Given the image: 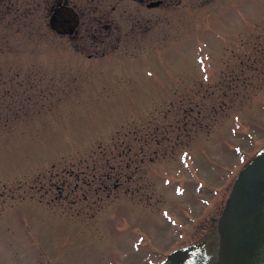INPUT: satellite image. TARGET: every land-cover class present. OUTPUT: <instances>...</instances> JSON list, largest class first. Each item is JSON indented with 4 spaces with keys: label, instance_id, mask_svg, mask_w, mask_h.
Returning a JSON list of instances; mask_svg holds the SVG:
<instances>
[{
    "label": "rangeland",
    "instance_id": "374dc122",
    "mask_svg": "<svg viewBox=\"0 0 264 264\" xmlns=\"http://www.w3.org/2000/svg\"><path fill=\"white\" fill-rule=\"evenodd\" d=\"M151 1L0 0V264H160L215 244L264 147V0ZM61 3L81 15L74 37L49 25ZM121 151L154 156L139 202L77 178ZM130 203L139 227L122 223Z\"/></svg>",
    "mask_w": 264,
    "mask_h": 264
},
{
    "label": "water",
    "instance_id": "95a60500",
    "mask_svg": "<svg viewBox=\"0 0 264 264\" xmlns=\"http://www.w3.org/2000/svg\"><path fill=\"white\" fill-rule=\"evenodd\" d=\"M80 22L75 8L63 3L49 17L60 35H73ZM217 230L216 249L209 251L203 240L172 251L160 264H264V147L239 172Z\"/></svg>",
    "mask_w": 264,
    "mask_h": 264
},
{
    "label": "flooded vegetation",
    "instance_id": "af4514ba",
    "mask_svg": "<svg viewBox=\"0 0 264 264\" xmlns=\"http://www.w3.org/2000/svg\"><path fill=\"white\" fill-rule=\"evenodd\" d=\"M141 1L146 2L147 0H141ZM166 1H172V0H155V2H154V0H152L150 6L151 7L160 6V5H163ZM75 35H76V33L72 36L74 37ZM90 55L92 56L93 54H90ZM131 141H132L133 146L137 145V143H139V142H142L141 143L142 145H146L148 143V139H142V138H133V139H131ZM133 141H134V143H133ZM120 145H123V144H120ZM134 149H135L134 147H129V151H132ZM174 156L175 155H169V158H173ZM102 157H107V158L101 159L99 162L96 161V163H94V162L88 163L86 165V169L80 171L77 174V178H78V180L79 179L82 180V183L84 184L82 187L85 189L86 192L90 191V193H91L92 191H94V193H98V192H100L99 189L103 190V191L111 192V191H117V190L123 189L124 191H126L123 193L124 194H126V193L132 194V198H134V200H131V201H136V202H139L138 200H136L137 195H138L137 191L141 190V191L145 192V190H146L147 194L150 193V190H151L153 185H152V182H150V180H148L147 178H149V174H150V171H149L150 165L153 164L154 160H155L153 154L137 153V152L136 153H124L123 151H121L117 155H110V156L109 155H103ZM111 157H113L114 159ZM180 160H181V162H187V155L182 154L180 156ZM188 165L189 164H186L185 168H188ZM112 179L115 181V184L111 188L110 184H111ZM165 183L170 184L169 180H166L164 182V184ZM58 188L60 189L61 187H58ZM75 189H73L72 192H75ZM129 191H131V192H129ZM176 191H178V193L181 194L182 191L180 189V186H176ZM59 192H62L61 189ZM86 192L83 191V195L85 194L84 198L88 199ZM67 196H69V195L66 194V197ZM126 200L127 199L125 197L120 198V203L118 205L124 204V202ZM91 202L94 203L95 201H91ZM90 203H89V205H91ZM196 204L197 203H195V205ZM138 205L139 204H133V203H130L128 205V208H132L133 213L130 215L128 220L122 221V223H124V222L128 223V221H131V224L136 226L137 224H139L142 221L136 215V214H138V212L136 210L139 207ZM138 211L141 212L140 209ZM162 211L166 212L165 214H168V211H170V210L167 208H163ZM221 213H222V211H221ZM221 213H220V215H221ZM132 215H134V218L131 217ZM220 215L218 216V218L220 217ZM167 218H170V216H168ZM218 218L214 217L212 220L213 222H215L216 226H217ZM106 220L107 219L105 218V221ZM143 222H146V221L143 220ZM111 223H112V221L106 225H108L110 228ZM137 226L139 227V225H137ZM121 227H122V225L119 222H117L116 224L113 225V229L115 231L118 230V228H120L122 230ZM215 230H216V228H215ZM132 231H134V230H132ZM134 234H138V233L136 231H134ZM141 234L145 237V235L143 233H141ZM121 237L123 238L122 235H121ZM210 238H211V240H214L213 243H216L217 232L212 231L210 233ZM142 240H144V239H141V241ZM144 241H146V238ZM147 245L149 248L151 247V245L149 243H147ZM151 249H152V247L150 249H147L143 246V251H150Z\"/></svg>",
    "mask_w": 264,
    "mask_h": 264
}]
</instances>
